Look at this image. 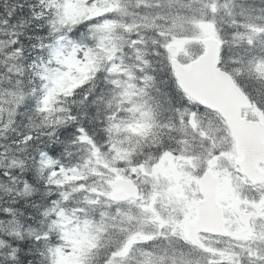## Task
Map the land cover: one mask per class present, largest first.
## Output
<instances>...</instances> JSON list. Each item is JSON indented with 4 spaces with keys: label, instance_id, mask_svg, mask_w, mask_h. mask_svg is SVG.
<instances>
[{
    "label": "snow or ice",
    "instance_id": "1",
    "mask_svg": "<svg viewBox=\"0 0 264 264\" xmlns=\"http://www.w3.org/2000/svg\"><path fill=\"white\" fill-rule=\"evenodd\" d=\"M0 264H264V0H0Z\"/></svg>",
    "mask_w": 264,
    "mask_h": 264
}]
</instances>
